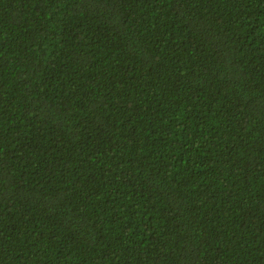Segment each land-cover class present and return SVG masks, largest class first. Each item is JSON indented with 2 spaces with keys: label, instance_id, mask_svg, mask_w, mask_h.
I'll use <instances>...</instances> for the list:
<instances>
[{
  "label": "trees",
  "instance_id": "trees-1",
  "mask_svg": "<svg viewBox=\"0 0 264 264\" xmlns=\"http://www.w3.org/2000/svg\"><path fill=\"white\" fill-rule=\"evenodd\" d=\"M0 264H264V0H0Z\"/></svg>",
  "mask_w": 264,
  "mask_h": 264
}]
</instances>
